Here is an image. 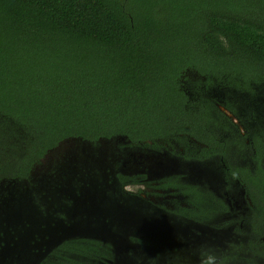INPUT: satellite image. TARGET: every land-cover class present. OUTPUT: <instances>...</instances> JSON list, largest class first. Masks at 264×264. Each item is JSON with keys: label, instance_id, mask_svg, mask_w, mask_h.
Instances as JSON below:
<instances>
[{"label": "trees", "instance_id": "trees-1", "mask_svg": "<svg viewBox=\"0 0 264 264\" xmlns=\"http://www.w3.org/2000/svg\"><path fill=\"white\" fill-rule=\"evenodd\" d=\"M218 107L240 121L250 115L264 121V0H0V181L29 183L41 160L66 141L119 148L125 146L120 139L126 146L157 147L190 138L199 147L187 148L180 159L219 174L229 194L237 180L228 171L238 168L255 207L243 213L256 223L236 230L243 238L240 248L247 264H264V246L253 235V229L264 232V130L255 131L254 143L252 138L251 147L245 146ZM128 157H122L125 164L132 161L127 173L120 172L117 158L99 164L71 159L59 166L60 173L32 179L3 208L0 235H38L28 241L46 247L27 249H46L48 256L58 246L52 236L65 235V243L74 245L70 250L84 259L79 264H92L91 251L103 243L82 232L86 213L99 208L98 222L118 235L109 216L114 207L129 208L153 226L155 216L161 217L120 191L122 178H146L142 162ZM218 165L226 167L218 172ZM179 176L189 181L185 173ZM161 182L162 188L175 186L169 179ZM193 184L186 185V194L199 221L206 223L208 211L214 219L229 212L226 197L218 205L213 199L217 210H207L208 193ZM163 221L169 225L166 217ZM153 231L151 239L160 241L146 238L144 244L155 251L145 256V246L138 247L143 258L129 254L128 264H199L197 248L185 255L182 237ZM126 235L135 247L138 237ZM16 239L15 246L6 240L13 245L8 250H24L19 244L25 240ZM173 241L183 248L169 249ZM235 244L227 246L225 260ZM213 248L221 253L220 246Z\"/></svg>", "mask_w": 264, "mask_h": 264}, {"label": "rangeland", "instance_id": "rangeland-1", "mask_svg": "<svg viewBox=\"0 0 264 264\" xmlns=\"http://www.w3.org/2000/svg\"><path fill=\"white\" fill-rule=\"evenodd\" d=\"M118 143L125 144L124 147H110L105 142H102L100 146L92 147L91 144L87 142H81L78 140L73 141H66L59 145L55 150H53L51 153H49L41 162L34 168V170L31 173V179L29 183L27 182H14V181H0V194H7V197L4 199H0V221L4 222L5 220V213L3 208L8 206L7 202L8 200H11L14 198V194L16 193V189L22 188L23 186L29 185L31 182H33L34 179H38V177L43 176L45 174H49L50 172L58 171V173L61 172V166L63 163L71 161V159L75 160H84L89 161L92 164H99L103 159H110V158H117L118 161V168L120 169L121 173H127L131 166L132 161L129 160L125 161L123 160L124 155H128L131 160L134 162L141 164L144 168L147 170L142 173L146 178H139L140 175L135 176V180H139L147 185V192L144 196L140 197L146 204L150 205L151 203L154 204L153 201L161 203L163 206H165L168 209H171V204L174 207V204L176 206H182V200H174L176 195L175 193H172L170 190H157L159 183V179L161 181L165 179L166 175L171 173V170L173 167L178 168L181 170L178 165H185L188 170L187 172L190 175L196 176V179L198 181H207L212 185L214 188L213 190L216 192L217 190H220V187L217 186L218 180L213 176V171L211 169H196V164L193 163H184L183 160L180 159V156L187 152V148L190 150L197 149L199 147L198 144H196L192 139L190 138H180V140H170L168 142H162L157 145V147H141V146H126L127 142H125L123 139L117 140ZM181 141V142H180ZM115 142V141H114ZM115 144V143H113ZM132 147V148H130ZM134 148V149H133ZM179 156V157H178ZM60 166V167H59ZM64 165L63 167H65ZM92 165H85L86 168H91ZM143 168H139V172L142 171ZM178 173H181L180 171H177ZM133 173L136 172L133 170ZM206 178H205V177ZM165 177V178H164ZM157 178V182H155ZM33 179V180H32ZM39 185L36 187L37 189H42V184L39 180L37 182ZM5 184H8L7 188H4L3 186ZM157 196L166 197L162 199H158ZM132 197V196H131ZM156 212L158 211L157 208H159L157 205L154 204L152 207ZM114 214H109V216H112L114 224L118 226H122V231H124V234H122L120 237H117L113 232L112 228L108 227L109 225L103 222H98L101 216V210L97 207H95V211L91 212L89 211L86 214H90L83 219V225L87 227V229H83L82 232L86 234L87 236L96 235L99 236L100 240H107L116 238L115 242L118 243V245L121 247L118 251H116L114 260L111 262L109 261L108 264H128L129 254H134L133 258L139 257L143 258V255L136 254L139 250L138 247H144L141 251L142 254L153 253L155 251L154 248L150 249L147 248L144 244V240L146 238L151 239L153 230L156 229L162 235H171L175 231H180L183 236L186 235L187 231L183 228H180L179 225L174 226H167V224L156 223L154 226L150 225L148 226V223L145 222V220L140 216L137 215L134 211L129 210V208H125L122 206L114 207L113 208ZM4 214V215H3ZM85 215V214H83ZM13 218L8 219L12 221ZM225 222L229 225L231 223V220L229 217L224 218ZM191 220H186V222L189 225V222ZM91 224H94L95 226L91 227ZM196 225L195 223H193ZM223 227V226H222ZM221 227V228H222ZM189 228H191L189 226ZM199 229H203V233H199L197 236H195V240L198 241L200 244L208 241L210 242V238L206 236L207 232H210V230L213 231V229H209L207 227H200ZM225 229H228V231H232L229 229V226ZM224 227L221 229L223 234L225 232L226 237L230 238L232 234H228ZM130 232V235H136L138 239L136 242H134L135 247H130V242L126 240L127 233ZM218 232V231H217ZM216 232V233H217ZM212 233V232H211ZM215 233V234H216ZM140 235V236H139ZM220 235V234H219ZM125 237V240H123ZM154 244L158 243L160 239L157 237L151 239ZM211 243V242H210ZM212 244L215 245L214 241H212ZM210 246L213 247V245L210 244ZM129 250H132L129 252ZM10 251V250H6ZM144 256V258H145Z\"/></svg>", "mask_w": 264, "mask_h": 264}, {"label": "flooded vegetation", "instance_id": "flooded-vegetation-1", "mask_svg": "<svg viewBox=\"0 0 264 264\" xmlns=\"http://www.w3.org/2000/svg\"><path fill=\"white\" fill-rule=\"evenodd\" d=\"M218 108L225 116H227L231 120L230 122L234 126L235 131H237L240 137L243 138L245 146L251 147L250 146L252 144L251 139L253 138V143H254V137H256V134H257V133L254 134V132L258 131L259 129L264 130V126H263L264 121L259 120L257 117L251 116V115H250L249 121H240L237 117L231 115L224 108H220V107ZM262 155H263V158H262L261 167L263 169L262 173L264 177V151ZM253 156H257L255 154L254 149H253ZM256 166H257L256 163L253 162V165H251V168H254V170L252 171L253 172L252 174H255L254 171H257ZM178 167L181 170H179L176 167H173V169L171 170V173L166 175L165 176L166 178L164 177L165 179H169L170 182H173L175 186H172V188H162V182H161V179H159L160 184L158 185L157 190L162 189V190L172 191V193H175L176 195L174 200H178V199L182 200L183 204L181 207L176 206L175 204L173 207V205L171 204L172 208L168 209L165 206H163L161 203L153 201L154 204L159 207L157 208L158 210L157 212L155 210V215L161 216L160 218H157L155 216V219H156V223L158 222L161 224L162 222L163 224H167V221L165 223L163 221L164 218L166 217L169 220V225L167 226L179 225V227L185 229L187 233L185 236H183L180 231H175L172 234V236L171 235H164V236L169 237V238H174V237L176 238L177 236L182 237L186 241V254L185 255H189V253H192L196 248L197 249L199 248L198 244L200 243L196 240H195L196 242L193 241L196 238L195 236H197L195 231L199 230L200 234L203 233V229H199L201 226L207 227L209 229H213V231L210 230V232H207L206 236L210 238V242H211V245H213V247H216V246L221 247V249H219L221 252L220 254L224 258L229 255V252L227 251L228 250L227 246L230 245V242L233 241L237 243L233 246V250L231 251L232 258L229 260H225V264H247L246 258L248 257V254H243L240 248V243H241V240H243V238H241V235L238 233V231H236V230H243L246 228L248 224L252 226V223H255L254 221H251L252 220L251 218L249 221V218L245 217V213H243L245 209L255 210L254 205L252 204V202L250 201V198L245 192L246 184L242 180L238 179L236 181L235 187L233 188V192L229 194L227 191L225 192L223 190L224 188L219 182V174H218L217 177L215 178L219 182L217 183V186L220 187V190H217L215 192L213 190L214 188L212 187L210 183L204 180L198 181L196 179V176L190 175L187 172L188 168L185 165L181 164V165H178ZM225 167L226 166L218 165L217 167L218 172H222V169ZM177 171H180L181 173H185L186 175H188V180L190 182L184 181L179 176L181 173H178ZM155 182H157V178ZM193 182L195 183V185L199 184L198 186H201L202 188H204L205 190L204 192L208 193L207 196H209L210 198V201L207 200V203L205 201L204 203L201 202V204H198L197 202H195V204L203 206V204L206 203L207 210L211 208L213 211H215L218 208L217 199H223V197H226L225 201H228V203L231 202L229 212L226 214H222V215L217 214L216 218L214 219L213 216L211 215V211H208L207 213L208 219L206 220V223L199 221L195 215H192L193 213H196L195 205L191 201L192 197L189 194H186V191L188 190V187L186 185L188 184L192 185ZM176 183H178L180 187H176ZM204 185L207 186V188L203 187ZM157 197L158 199H162V198L166 199V197H161V196H157ZM213 199H215V202L217 203V205L214 203ZM154 204L151 203L150 206L153 207ZM182 212H185V216H182L179 214ZM188 212H190L189 216H188ZM178 216L182 217V219H180L179 221H178L179 219ZM225 217H229V219L231 220V223L229 225L225 222L224 220ZM186 220H191L189 222V225L186 222ZM193 223H195L196 225H194ZM189 226L191 228H189ZM222 226L224 227V229L229 226V229L232 230L229 232L228 229H225L228 234L233 233V235L230 236V238L226 237L225 232L223 234L221 230L223 228ZM263 233H264L263 229H261L259 233H256L255 230L253 229V235L256 236L254 238L255 242L259 241V243L260 244L262 243V245L264 246ZM160 234L162 235V233ZM36 237H39V236L29 235V236H18L15 238L11 237L12 239L9 237V239H6L7 236L0 235V264H79L80 261L84 260L81 258V255L75 252V249L72 251L70 250L72 247H74V245L72 244L67 245V243H65L66 242L65 235L52 236L55 239V241L58 242V244H56L58 245L56 249L55 248H54L55 250L53 249L54 252L58 253L57 256L53 255V250H51L52 252L50 251L51 252L50 254L52 255L48 256L47 254L48 251L46 249H43V250L27 249L28 247L30 248L46 247L45 244L31 243L30 241H28V239L34 240L33 238H36ZM16 238H18L20 242H21V239L25 240V243L19 244L21 246H24V250L6 251L8 248H11L13 247V245L14 246L16 245L15 242H18ZM42 238H45V236H42ZM94 238L100 240L99 236H94ZM6 240L7 242H14L13 245L10 243H6ZM123 240H125V238ZM126 240L128 241V239ZM212 241H214L215 245L212 244ZM100 242L103 244L101 245L99 244V248H97V250L93 249L91 251V255L94 257L90 261V263L92 264H108L109 261L111 262L113 261V255L116 254V250L114 248V245L112 244V239H109V238L107 240L103 239V240H100ZM106 245H109V247H105ZM129 246L131 247V245ZM180 246L181 248H183L182 243L176 244L175 241H173L172 244L169 246L170 247L169 249L177 250V247H180ZM147 248H149V246ZM85 253H88V251H85Z\"/></svg>", "mask_w": 264, "mask_h": 264}, {"label": "clouds", "instance_id": "clouds-1", "mask_svg": "<svg viewBox=\"0 0 264 264\" xmlns=\"http://www.w3.org/2000/svg\"><path fill=\"white\" fill-rule=\"evenodd\" d=\"M228 177L235 181L239 179V170L236 167L229 169ZM147 185L132 178H122L120 191L126 196L142 197L147 192ZM199 264H225V258L210 245L202 244L197 249Z\"/></svg>", "mask_w": 264, "mask_h": 264}, {"label": "water", "instance_id": "water-1", "mask_svg": "<svg viewBox=\"0 0 264 264\" xmlns=\"http://www.w3.org/2000/svg\"><path fill=\"white\" fill-rule=\"evenodd\" d=\"M86 212H88V211L86 210ZM102 213H103V212L101 211V214H102ZM115 226H116V229H118V231H120L121 234L118 235L117 233H114L113 231H112V232H113L115 235H118L117 237H120L122 234H124V231H122V226H118V225H116V224H115ZM148 226H150V224H148ZM117 237L112 239V244L114 245V248H115L116 251H118L119 249H121V247L118 246V243L115 242V240L117 239Z\"/></svg>", "mask_w": 264, "mask_h": 264}]
</instances>
